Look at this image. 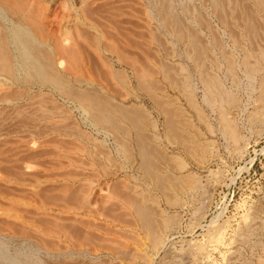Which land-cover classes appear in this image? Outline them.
I'll use <instances>...</instances> for the list:
<instances>
[{"label": "rangeland", "instance_id": "1", "mask_svg": "<svg viewBox=\"0 0 264 264\" xmlns=\"http://www.w3.org/2000/svg\"><path fill=\"white\" fill-rule=\"evenodd\" d=\"M62 1L52 5L51 19L64 17ZM172 1L206 44L202 74L218 75L221 87L234 92L236 102L221 106L238 136L224 134L227 122L204 101L202 74L188 56L186 37L159 23L149 0H116V23L85 29L86 52L63 42L76 34L65 17L50 29L67 48V85L93 88L140 123L106 108L116 123L95 124L68 93L36 86L24 92L0 83L2 126L14 130L8 136L19 152L14 162L0 159L1 248L25 252L35 264H264V121L251 118L264 116L262 72L250 85L241 69L245 51L264 66L258 54L264 52V12L241 0L258 20L259 34L251 40L227 4L223 21L214 0L188 1L201 11L198 21L196 10L182 9L184 0ZM225 52L236 56L233 73ZM146 159L153 170L144 168ZM18 172L21 182L13 179ZM127 196L149 204L156 229L162 211L172 215L166 242L156 250Z\"/></svg>", "mask_w": 264, "mask_h": 264}, {"label": "bare ground", "instance_id": "2", "mask_svg": "<svg viewBox=\"0 0 264 264\" xmlns=\"http://www.w3.org/2000/svg\"><path fill=\"white\" fill-rule=\"evenodd\" d=\"M55 1H57V0H0V80L3 81L0 83L3 86H9V87L16 86V87H18V89L21 88V90L24 92L30 90L33 86H36V87H38V89L40 91L43 90L44 88H50L51 87L55 90H58V91L65 93V94L68 93L83 104L82 105L83 109L88 114H90L89 116L92 118V120L95 124H99V125H106L107 124V126H109L112 123L114 125V123H116L115 122L116 117H114V115H112L111 112L109 113L107 111L108 109H106V108H110V110H111V108L118 109L119 113L121 112L125 115H128V114H126V112L128 110L122 108L121 105L119 106L116 103L113 104L111 100L106 99V97L104 98V97L100 96L101 94L97 95V93L91 87L82 89L81 87H77L75 85L74 86L67 85L68 80L66 79V75H64L65 71H64V68L62 66V64H63L62 60L65 57V54L67 52L65 50L67 48L65 46V43H63V42L67 43V41H70V43L72 44V47L75 48V51L84 52L85 51L84 47H86L88 45V44L86 45V43H88V40H87V37L85 34V32H87V31H85V29L92 28V29L97 30L101 26L102 27H108V26L112 25V23L114 22V18H115V14H114L115 8L118 7V5H116V0H63L62 3L59 5H61L63 10H64V12L62 11L64 13V15H63L64 17L60 16V18L58 20H54V19H51L49 17L50 16L49 11L51 10V7L55 3ZM119 1H121V0H119ZM188 1H190V0H184V1H182L183 3L180 2L182 4L181 5L182 9L186 10L187 13L190 9L196 10L197 12L195 13L194 17L196 20L199 21L200 18L202 19V17H200L202 15L201 11L199 13L198 10L196 9V7L192 8L191 6H189L190 4L188 3ZM205 1L206 0H204V2ZM250 1H252L254 3V5L256 6V9H259V10L264 12V0H250ZM149 3H150L152 8H156L159 11V16H161V17L158 18L157 16H154V18H157L159 23H162L163 25H166V26L169 25L170 30H171L170 32L176 31V33L179 34L178 36L183 37V38L186 37L185 40H187V42H188L187 48L190 47V51L188 52V56H190L193 59V61L196 62L197 67H198V71H200V74L204 73L203 69H201L202 67L200 68L199 61L203 57V54H204L203 52H204V49H206L205 48L206 44L202 45L201 44L202 42L198 38L199 36L195 32L193 33V31L189 28V25H187L184 22V20L181 19V16L173 8L174 7L173 1L172 0H149ZM171 4L173 6H171ZM193 4H195V3H193ZM204 4H206V2ZM226 4L231 9V11L234 13L235 18H237L236 20L239 22V24H241V28H242L244 36H246V38L248 37V38H251V40H252V38H253L252 36L259 34L258 33L259 32V26L256 25V23H255V21H258V20L254 19L255 15L252 16L254 11L252 13V10L248 9L247 5H245V3L242 2L241 0H226V2L225 1L223 2V0H214L212 6L216 12V15L218 14V17L220 15V18H222L223 21L225 20L224 15L226 13H225L224 9H225ZM179 6H180V4H179ZM198 8H200V7H198ZM261 11H260V13H261ZM236 12H238V15ZM198 16L200 18H198ZM65 17L70 18L69 21L71 20L73 22V25H72L73 28L72 29H73V32H76V34L74 35L72 33L71 38H69V39L67 37L64 39L63 38L60 39V38L54 36V33L53 34L51 33L52 31L50 29V26L51 25H53V26L59 25L58 27H60V25L62 26L64 23L62 21L65 20L64 19ZM226 19H228V18H226ZM201 22L203 23V21H201ZM114 23H116V22H114ZM226 23H228V21H226ZM53 26H51V27H53ZM105 29H107V28H105ZM106 35H108V34H106ZM256 37H257V35L255 36V38ZM62 39H63V42H62ZM64 40H66V41H64ZM216 41L218 42V40H216ZM242 43L239 44V45H241L240 47H243V49L246 50V47L244 45H242ZM84 44L86 46H84ZM218 44H220V42ZM236 44H237V42L234 40V45H236ZM88 47H90V46H88ZM86 50L88 51V49H86ZM64 52H65V54H64ZM227 52L229 53V51H227ZM227 52H225L226 53L225 57L227 60L232 58L230 60V63L233 67L230 66L229 71H231L230 73H233L234 65L236 64V61H237L236 56H235V54H232V53L227 55ZM251 54L252 53L250 51H245V54L243 55L244 61L241 62L243 65L241 67V69L244 72L245 77L248 78V82L250 83V85L252 84L253 81H256L257 72H262V75L259 78H260V83H261L260 85L264 90V66L261 63L262 61L260 62V60H258V59L251 62L252 60L251 61L249 60L250 59L249 57H252ZM258 54H261V58H262V60H264V52L261 50V52ZM56 55H58L60 58L57 57ZM87 55H86V57L89 58V56H87ZM93 55H95V54H93ZM58 58L60 61L58 60ZM89 59H91V58H89ZM166 69H168V67ZM168 76H169V74H168ZM122 77H121V79H122ZM169 78L172 79V77H169ZM78 79H76V81ZM201 80H202L201 82L203 83V86H204V89H203L204 90V101L207 102L209 105H211L213 110H217L219 112L221 120L227 122V124L224 125V127H223L224 134L226 136L233 135L234 137H237L238 135L236 133V128H235L233 121L228 116L226 110L221 106V105H223L221 103L224 101H229L232 104H234L236 102V97L233 94L234 92H231L229 89L225 88L224 84H223L224 88L221 87L222 82L220 83V79H219L218 75H215V74L214 75H211V74L207 75L206 74L204 76L202 74ZM144 84H145V82H144ZM140 85L141 84L139 83V86ZM218 86H219V88H218ZM189 87H191V84L189 85ZM214 90H217V91L215 92ZM146 91H148V90H146ZM19 92H21V91H19ZM24 92H22V94ZM19 94H17L18 96H16V97H20L21 95H19ZM189 95L192 96L193 94L191 93ZM6 97H8V96L6 95ZM193 97H194V95H193ZM5 100H8L11 103L14 100V97L9 96V99L6 98ZM17 102H18V100H17ZM161 102H163V101H161ZM216 103H219L220 107L219 106H218V108L215 107ZM161 105H163V103H161ZM195 105H197L196 102H195ZM12 107H13V105H12ZM196 107H198V105ZM9 115H11V114L9 113ZM13 116L14 115H12V117ZM129 116L130 115H128V117ZM133 116H130V118L134 119V121L137 122L136 124H138L139 121L137 120L138 119L136 117L137 115H135V118H133ZM169 117H170L169 119H171L172 115ZM5 118H8V117H5ZM251 118L253 119V121H254V119H258V118L263 119V121H264V116H262V114L255 113L254 115H252ZM2 119H4V118H1V116H0V159L2 158V160L5 159L7 161L14 162V160L17 159V157H18L17 154L19 152L17 151L15 141L8 136V135L13 136L12 134H14V130L13 129L8 130L6 128L7 132H4V126H2V122L4 120H2ZM3 125H5V123ZM143 144L145 145V143H143ZM142 148H143L142 150L144 151V153H147L149 151L148 149L145 148V146ZM148 159H146L147 161H145V164H143V166L145 165L144 168L145 167L151 168V166H152V161H150ZM152 167H154V166H152ZM22 173H24V172H22ZM14 175H16V178H13L15 180V182L16 181L21 182V180L24 179V176L23 177L20 176V173L14 174ZM78 195H76V196H78ZM127 197H129V198H127V200L130 199V201L128 200L129 206L132 207L133 213L135 214V216H137L138 221L142 225H144L145 228L144 227L143 228L146 230V232L149 234V236L152 237V239L151 238L150 239L153 242V248L156 250V247L159 244L163 245L166 242V239H167L166 236H168V235L165 236V234H166L165 232H168V227H169L168 225L170 223L172 215L168 214L166 211H162V217L163 218L162 219L160 218L161 222H159L161 225L158 226L159 227L158 229H156L157 224L155 223V221H157V218L153 215L149 204H147L144 199L141 200L139 198L137 199V198L130 197V196H127ZM125 199H126V197H125ZM16 224H18V223H16ZM20 225H22V224H20ZM29 228H27V229L29 231H32ZM27 229L25 228L24 230L26 231ZM18 231H20V230H18ZM26 233H27V231H26ZM69 237L67 236V238L70 239V241H71V238H69ZM74 238H76V237H74ZM80 240H81V238H80ZM45 243H47V242H45ZM4 248H6V247H4ZM4 248L0 247V264H35L34 260L31 259L30 256L24 254L25 252L23 254H21V252H19V250L15 249V251H9V250L4 249ZM36 263H37V261H36Z\"/></svg>", "mask_w": 264, "mask_h": 264}]
</instances>
